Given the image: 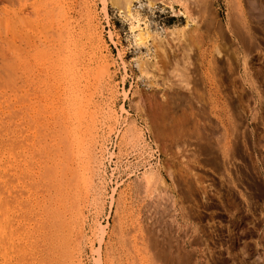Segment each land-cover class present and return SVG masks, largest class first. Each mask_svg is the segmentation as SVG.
<instances>
[{"label":"rangeland","instance_id":"1","mask_svg":"<svg viewBox=\"0 0 264 264\" xmlns=\"http://www.w3.org/2000/svg\"><path fill=\"white\" fill-rule=\"evenodd\" d=\"M10 1L0 0V264H264V0H43L61 20L70 3L76 30L92 32L100 122L81 137L69 94L43 96L46 75H20Z\"/></svg>","mask_w":264,"mask_h":264},{"label":"bare ground","instance_id":"2","mask_svg":"<svg viewBox=\"0 0 264 264\" xmlns=\"http://www.w3.org/2000/svg\"><path fill=\"white\" fill-rule=\"evenodd\" d=\"M12 1V0H11ZM10 1V2H11ZM15 0H13L12 2H14ZM17 1V14H18V16H17V19H18V40H19V44H18V48H19V55H18V60H19V69H20V75H28V69H29V67H30V74L29 75H34V76H36V75H46V77L45 78H47L46 79V81H45V83H43V85H45V86H43V87H41L42 89H41V92H42V95L44 96V95H47L49 92H52L53 90H56V91H54V92H57V91H59V93L63 90V91H65V93H68L69 95V97H70V101H69V104L68 103H66V104H68V107H66L67 109V111H68V113L71 115V112L73 113V123H74V128H72L73 130H74V132L75 133H77L80 137L82 136L81 134H82V132L83 131H86V130H89V129H92L93 127H94V124L93 123H96V121H99V119L97 120V114L95 115V112H94V114L91 112V107H94V106H96V103H97V101H96V99H95V97H97V96H95V93L96 92H98V91H96V89H97V86H96V84H94L93 82H91L90 80H89V78L86 76V75H90V74H94V73H91L92 71H91V69L90 68H92V66L90 65L91 64V62H93V60H94V56H96L97 54V51H96V53H94L93 54V51L95 50L94 49V47H91V50H89V53L91 52V54H88V52L86 51V50H84V47H85V45H86V40H84V39H86V38H84L85 37V35H87V34H90V33H92V32H90V30H88L87 28V31H88V33L86 34L84 31H82L83 30V28L79 31V30H76V28L77 27H75L74 26V24H72V21H70V16L72 15H70V9H72L73 10V8L70 6L71 4L70 3H68V5L66 6L65 4H62L61 3V1H60V15H59V18H62V17H64V20L62 21L61 19H58V17L56 18L55 17V14H54V11H52V5L48 2L47 4H43V2L44 1H47V0H40V1H42V4H41V2L40 3H38V1L37 0H16ZM54 2H57L58 3V0H53ZM74 1V0H73ZM12 2H11V4H12ZM54 2H52L51 1V3H54ZM65 2V1H64ZM66 2H67V0H66ZM72 2V1H71ZM130 2V0H127V3H129ZM57 3H55V4H57ZM73 3V2H72ZM77 3V2H76ZM80 3V2H79ZM15 4V5H16ZM51 6H50V5ZM54 4V6L55 7H57L58 6V4H57V6ZM70 4V5H69ZM78 4V3H77ZM14 5V4H13ZM75 5V4H74ZM80 5V4H79ZM54 6H53V10L55 9L54 8ZM12 7V6H11ZM43 7H46L47 9H43ZM76 7V5L74 6V8ZM13 8H14V6H13ZM12 8V9H13ZM58 8V7H57ZM58 8V9H59ZM8 9V8H7ZM10 9V8H9ZM16 9V8H15ZM28 9H31L32 10V12H33V14L32 15H30V14H27V10ZM77 9V8H76ZM80 9V8H79ZM78 9V10H79ZM42 10L43 11H45V13H42ZM57 10V9H56ZM81 10V9H80ZM58 10L56 11L57 13L59 12ZM75 11V10H74ZM31 12V13H32ZM73 12V11H72ZM77 13H78V11H76ZM129 12V11H128ZM75 13V12H74ZM73 13V14H74ZM80 13V12H79ZM75 15V14H74ZM81 15H82V13H81ZM131 15V14H130ZM80 16V15H79ZM47 17H49L50 18V20L52 21H50V20H47L46 18ZM77 17V16H76ZM81 17H83V16H81ZM48 18V19H49ZM78 18V17H77ZM76 18V19H77ZM91 18V17H90ZM132 18H134V17H132ZM45 19L49 22L50 21V23H47V21L44 23V21H45ZM72 19V18H71ZM75 19V20H76ZM92 19V18H91ZM133 20V19H132ZM81 22H82V19H81ZM90 22H92V20L90 21ZM55 23H58V27H59V24H61L60 25V27L59 28H57V26L55 27V28H57L56 30H57V32H56V34L55 35H53L51 32V38H49L48 36L49 35H47V37L46 38H44L45 37V32L47 31V29L49 30V31H51L49 28H51L52 27V25H54ZM75 23V22H74ZM78 23H79V21H78ZM80 24L81 23H79V26H80ZM92 24V23H91ZM88 25L90 26V23H88ZM95 25V24H94ZM94 25H92V26H94ZM78 26V25H77ZM88 26V27H89ZM96 26V25H95ZM54 28V27H53ZM80 28V27H79ZM94 28V27H93ZM52 29V28H51ZM85 29V28H84ZM89 29H90V27H89ZM97 29V28H96ZM55 31V30H54ZM93 31H95V32H97V30H93ZM90 32V33H89ZM95 32H93V33H95ZM48 33V32H47ZM98 33H100V32H98ZM91 35V34H90ZM88 36V35H87ZM93 37V36H92ZM96 37L97 36H94V38L96 39ZM98 37H99V35H98ZM47 38H49V39H47ZM88 39H89V37H88ZM87 39V40H88ZM98 40H100V39H98ZM92 41V40H91ZM90 42V41H89ZM93 42V41H92ZM95 42H97V41H95ZM41 44H43V45H41ZM88 44V43H87ZM99 44V43H98ZM101 44V43H100ZM89 45H92V43H90ZM89 45H88V48H89ZM97 45V44H96ZM47 47V46H52V48H55L56 47V49H57V53H55L56 55H53L52 53L54 52V50L52 49V48H50V49H52L53 50V52H50L49 53V51H51V50H49L48 48V52H44V50L42 49L43 47ZM42 47V48H41ZM98 47V46H97ZM74 48H77V49H74ZM98 50V49H97ZM99 50H100V47H99ZM101 51V50H100ZM100 53V52H99ZM96 54V55H95ZM100 55H101V53H100ZM44 56H47V59L46 58H43ZM38 58H40L42 61L41 62H38ZM99 58V57H98ZM103 59V58H102ZM106 59V58H105ZM95 61V60H94ZM97 61H98V59H97ZM104 61V60H103ZM107 61V60H106ZM102 62V61H101ZM97 63V62H96ZM100 63V62H99ZM103 63V62H102ZM141 63V62H140ZM146 63V62H145ZM145 63H143V64H145ZM82 65V67H83V70L82 71H78L77 73L75 72V66L76 65ZM91 67H90V66ZM88 66H89V69H86V68H88ZM79 67V66H78ZM77 67V68H78ZM94 67V66H93ZM95 67H96V65H95ZM76 68V69H77ZM98 68V67H97ZM96 68V69H97ZM81 70V69H80ZM141 72H146L147 73V71H148V65H147V63L145 64V66L143 65L142 66V68H141ZM94 71H96V70H94ZM107 71V70H106ZM70 72H71V75H70ZM96 73V72H95ZM104 73H106V72H104ZM95 75V74H94ZM99 75V74H98ZM105 75V74H104ZM109 75V74H108ZM33 76V77H34ZM40 76V77H41ZM22 77V76H21ZM20 77V78H21ZM24 77V76H23ZM22 77V78H23ZM39 77V78H40ZM29 78H31V79H33L32 77H29ZM29 78H28V80H29ZM35 78V77H34ZM37 78V77H36ZM43 78H44V76H43ZM41 79V78H40ZM90 79H92V78H90ZM101 79V78H100ZM108 79V78H107ZM22 80H24V79H22ZM42 80V79H41ZM45 80V79H44ZM103 80V79H102ZM105 80V79H104ZM26 80H24V82H25ZM40 81V80H39ZM92 81H94L93 79H92ZM31 83L32 82H35L34 81V79H33V81L31 80L30 81ZM98 82V81H97ZM100 82V81H99ZM28 83H29V81H28ZM31 83H29V85L31 84ZM35 83H37V82H35ZM41 82H39V84H40ZM26 84V83H25ZM33 84V83H32ZM27 85V84H26ZM41 85V84H40ZM99 85V84H98ZM32 86H34V85H32ZM38 86V85H37ZM101 86V85H100ZM27 87V86H26ZM25 87V88H26ZM28 87H30V86H28ZM27 87V88H28ZM35 87L36 86H34L33 88L35 89ZM31 88V87H30ZM37 89V88H36ZM39 89H40V87H39ZM38 89V90H39ZM24 90V89H23ZM22 90V91H23ZM99 90H101V89H99ZM28 91V90H27ZM29 91H31V90H29ZM34 91V90H33ZM32 91V92H33ZM36 91V90H35ZM62 91V92H63ZM37 92V91H36ZM36 92H34V93H36ZM39 92V91H38ZM23 93V92H22ZM29 93H31V92H29ZM58 93V92H57ZM64 92H63V94H64V97H65V95H67V94H65ZM99 93V92H98ZM26 94H28V93H26ZM37 94V93H36ZM53 94V92L52 93H50V94H48V95H52ZM41 95V94H40ZM55 95H57V94H55ZM60 95V94H59ZM98 95V94H97ZM34 96H35V94H34ZM37 96H38V94H37ZM53 96H54V94H53ZM61 96V95H60ZM60 96H58L57 95V98H54L53 97V100L55 99H60L59 97ZM67 96V97H68ZM48 97V96H47ZM46 97V98H47ZM63 97V98H64ZM66 97V99L68 100L69 98H67ZM100 97H101V95H100ZM31 98V97H30ZM37 98H39V100H40V97H37ZM41 98H42V96H41ZM50 98H52V97H50ZM50 98L48 97V100L47 101H49L50 100ZM35 99H36V97H35ZM43 99H45V98H43ZM42 100V99H41ZM52 100V99H51ZM52 100V101H53ZM54 100V101H55ZM64 100V99H63ZM45 101V103H46V100H44ZM51 101V102H52ZM59 101V100H58ZM58 101H57V103H58ZM64 103H65V101H63ZM62 102V103H63ZM68 102V101H67ZM27 103V102H26ZM42 103V102H41ZM54 103V102H53ZM61 103V105H63ZM42 104H44V103H42ZM59 104V103H58ZM56 105V104H53L52 105V108L56 105L57 107L58 106H61V105ZM66 104H65V106H66ZM99 104V103H98ZM23 105V104H22ZM29 105V104H28ZM45 105V104H44ZM50 105V104H49ZM101 105V104H100ZM1 106V105H0ZM36 106V105H35ZM37 106H39V105H37ZM48 106V105H47ZM55 106V107H56ZM64 106V105H63ZM98 106V105H97ZM108 106V105H107ZM41 107V106H40ZM54 107V109H58L57 107L55 108ZM35 108V107H34ZM37 108V107H36ZM35 108V109H36ZM44 108V107H43ZM52 108H51V110H52ZM61 108V107H60ZM2 109V108H1ZM40 109V108H39ZM42 109V108H41ZM50 109V108H49ZM97 109V108H96ZM103 109V108H102ZM107 109V108H106ZM34 110V109H33ZM38 110V109H37ZM44 110V109H43ZM42 110V111H43ZM47 110V107H46V109L44 110L45 112H47L46 111ZM50 110V112L52 113V114H54V112L56 113V111L54 110V112H52ZM59 111H60V109H58ZM98 110H99V108H98ZM62 111V110H61ZM60 111V112H61ZM38 112V111H37ZM113 113V111H110L109 113ZM33 113H34V111H33ZM63 114L65 113V112H62ZM61 113V114H62ZM62 114V115H63ZM107 114H108V112H107ZM55 115V114H54ZM57 115H59V113L57 112ZM65 115H66V113H65ZM65 115H63L61 118H64L65 119V117H67V116H65ZM101 115V114H100ZM44 116V115H43ZM59 116H61V115H59ZM59 116L57 117L58 119H59ZM65 116V117H64ZM98 116H99V114H98ZM102 116V115H101ZM47 117V116H46ZM100 117V116H99ZM106 117V116H105ZM109 117V116H108ZM38 119L40 118L39 116L37 117ZM37 118H36V122H37ZM48 118V117H47ZM56 118V119H57ZM35 119V118H34ZM42 119H44V118H42ZM46 119V118H45ZM61 120V119H60ZM63 120V119H62ZM61 120V121H62ZM67 120V119H66ZM65 121V120H64ZM63 121V122H64ZM68 122H70V121H67V123ZM100 122V121H99ZM62 122H60V124H61ZM64 123H66V122H64ZM72 124V123H71ZM96 125H97V123H96ZM67 127V129L68 128H70V123H69V127H68V125L66 126ZM100 127V126H99ZM96 128V127H95ZM72 129H71V133H72ZM98 129V128H97ZM96 129V130H97ZM64 130H66L65 128H64ZM70 130V129H69ZM95 130V129H94ZM96 130H95V132H96ZM64 132V131H63ZM69 132V131H68ZM94 132V131H93ZM57 134V133H56ZM61 134V133H60ZM63 134V133H62ZM65 134V133H64ZM69 135H70V132L68 133ZM73 134V133H72ZM71 134V135H72ZM77 134H76V136H77ZM85 134V133H84ZM88 134V133H87ZM94 134H96V133H94ZM70 135V136H71ZM89 135V134H88ZM63 136V135H62ZM73 136V135H72ZM90 136V135H89ZM93 136V135H92ZM59 138V137H58ZM76 138V137H75ZM90 138H92V137H90ZM93 138H95V137H93ZM67 140H68V138H66ZM65 139V140H66ZM85 139V138H84ZM88 139V138H87ZM97 139V138H96ZM70 140V139H69ZM83 139H81V141H82ZM75 141V140H74ZM79 141V140H78ZM92 141V140H91ZM90 141V142H91ZM72 141H70V143H71ZM84 142V141H83ZM87 142V141H86ZM94 141H92V143H93ZM62 143H65V142H62ZM89 142H87V144H88ZM90 144V143H89ZM66 145H67V143H66ZM65 145V146H66ZM72 145V144H71ZM76 145H77V143H76ZM84 145H85V147H86V144H83V147H84ZM82 146V145H81ZM88 146V145H87ZM71 147V146H70ZM80 147V146H79ZM82 147V148H83ZM92 147H95V145L94 146H92ZM91 147V148H92ZM81 148V149H82ZM67 149V148H66ZM72 149H74V147L72 148ZM71 149V152L73 151ZM81 149H79V150H81ZM86 149V148H85ZM85 149H83L84 150V152H85ZM89 149V148H88ZM92 149H94V148H92ZM75 150V149H74ZM82 150V151H83ZM87 150V149H86ZM96 150V149H95ZM93 151V150H92ZM74 152V151H73ZM79 152V151H78ZM87 152V151H86ZM88 152H91L90 150H88ZM95 153H96V151H94ZM70 153V152H69ZM76 153H77V151H76ZM83 153V152H82ZM82 153H80V155L79 156H82L83 154ZM92 153V152H91ZM66 154V153H65ZM68 154V153H67ZM71 154H73V153H71ZM70 154V155H71ZM82 154V155H81ZM97 154V153H96ZM89 154H87V156H88ZM67 156V155H66ZM77 156H78V153H77ZM84 156H85V154H84ZM68 158H69V155L67 156ZM66 157V158H67ZM72 157V156H71ZM76 157V156H75ZM79 158V157H78ZM82 158H84V157H82ZM97 158V157H96ZM70 159V158H69ZM72 159H74L75 160V158L73 157ZM85 159H87V157L85 156ZM68 160V159H67ZM76 160H77V158H76ZM75 160V161H76ZM95 160V159H94ZM70 161L72 162V160L70 159ZM79 160H77V162H78ZM95 161H97V159L95 160ZM70 163V162H69ZM82 163V162H81ZM84 163V162H83ZM80 164V163H79ZM76 165V164H75ZM78 165V164H77ZM72 166V165H71ZM74 167V166H73ZM72 167V168H73ZM76 167V166H75ZM79 167H82V165H79ZM88 167H90V166H88ZM96 167V166H95ZM71 168V169H72ZM76 168H78V167H76ZM88 170V169H87ZM94 172H95V170H94ZM80 173V172H79ZM85 173V172H84ZM93 173V172H92ZM71 176H73L74 177V175H71ZM78 177V176H77ZM76 177V178H77ZM83 177V176H82ZM78 179V178H77ZM76 179V180H77ZM81 180V179H80ZM71 181V180H70ZM87 182V181H86ZM82 183V182H81ZM93 183V182H92ZM91 183V184H92ZM80 184V183H79ZM83 184V183H82ZM95 184V183H94ZM94 184H92V185H94ZM76 185V184H75ZM80 189V188H79ZM83 189V188H82ZM75 190V189H74ZM82 191V190H81ZM72 192V191H71ZM70 195V194H69ZM86 196V195H85ZM72 198V197H71ZM2 199V198H1ZM1 199H0V202H1ZM85 200V199H84ZM82 202V201H81ZM72 203V202H71ZM7 207V206H6ZM79 207H82V205H80ZM83 208V207H82ZM8 211V210H7ZM82 213V212H81ZM1 214V213H0ZM8 216H10V215H8ZM4 218L6 217V216H3ZM7 218V217H6ZM81 218V217H80ZM6 220V219H5ZM4 220V221H5ZM10 220V219H9ZM23 220V219H22ZM3 223V222H2ZM6 224H9V223H6ZM12 229V228H11ZM5 230V229H4ZM13 230V229H12ZM16 232V231H15ZM7 233V232H6ZM10 233V232H9ZM21 238V237H20ZM7 239H9V237L7 238ZM18 240H19V238H18ZM10 241H11V237H10ZM9 241V242H10ZM13 241V240H12ZM11 241V242H12ZM3 243V242H2ZM2 246V245H1ZM9 246V245H8ZM11 247H14V246H11ZM25 249V248H24ZM9 251V250H8ZM5 252H7V251H5ZM4 252V253H5ZM10 252V251H9ZM21 251L19 250V253H20ZM12 253V252H11ZM8 260V259H7Z\"/></svg>","mask_w":264,"mask_h":264}]
</instances>
